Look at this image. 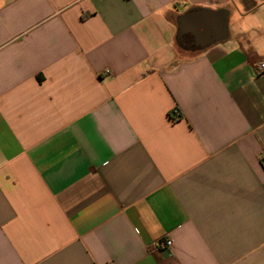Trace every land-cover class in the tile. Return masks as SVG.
<instances>
[{
    "label": "crops",
    "instance_id": "crops-1",
    "mask_svg": "<svg viewBox=\"0 0 264 264\" xmlns=\"http://www.w3.org/2000/svg\"><path fill=\"white\" fill-rule=\"evenodd\" d=\"M260 62L264 0H0V264H264Z\"/></svg>",
    "mask_w": 264,
    "mask_h": 264
},
{
    "label": "water",
    "instance_id": "water-1",
    "mask_svg": "<svg viewBox=\"0 0 264 264\" xmlns=\"http://www.w3.org/2000/svg\"><path fill=\"white\" fill-rule=\"evenodd\" d=\"M229 12L224 9L211 10L195 8L181 14L177 19V40L179 46L186 49L187 35L195 37L197 49L226 40L229 36Z\"/></svg>",
    "mask_w": 264,
    "mask_h": 264
},
{
    "label": "built area",
    "instance_id": "built-area-1",
    "mask_svg": "<svg viewBox=\"0 0 264 264\" xmlns=\"http://www.w3.org/2000/svg\"><path fill=\"white\" fill-rule=\"evenodd\" d=\"M257 74L262 75L264 74V62H260L257 66ZM174 116L176 118L180 117V112L178 110H175ZM173 246V241L170 238H165L160 240L154 247L163 250V251H169L171 247Z\"/></svg>",
    "mask_w": 264,
    "mask_h": 264
},
{
    "label": "flooded vegetation",
    "instance_id": "flooded-vegetation-1",
    "mask_svg": "<svg viewBox=\"0 0 264 264\" xmlns=\"http://www.w3.org/2000/svg\"><path fill=\"white\" fill-rule=\"evenodd\" d=\"M195 37L192 35H187V37L185 38V46L187 50H192L196 48L195 45Z\"/></svg>",
    "mask_w": 264,
    "mask_h": 264
},
{
    "label": "rangeland",
    "instance_id": "rangeland-1",
    "mask_svg": "<svg viewBox=\"0 0 264 264\" xmlns=\"http://www.w3.org/2000/svg\"><path fill=\"white\" fill-rule=\"evenodd\" d=\"M192 50H194V49H192Z\"/></svg>",
    "mask_w": 264,
    "mask_h": 264
}]
</instances>
